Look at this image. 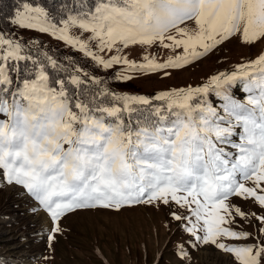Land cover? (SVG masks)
<instances>
[{
	"label": "snow or ice",
	"instance_id": "1",
	"mask_svg": "<svg viewBox=\"0 0 264 264\" xmlns=\"http://www.w3.org/2000/svg\"><path fill=\"white\" fill-rule=\"evenodd\" d=\"M11 23L105 71L120 66L112 79L127 82L133 73L170 77L234 39L264 44V0H78L55 14L22 0ZM39 45L0 31V187H19L38 204L33 211L52 222L50 241L76 210L148 205L169 209L191 237L177 248L182 264H191L188 248L207 245L233 264H264V52L201 85L149 98L116 93ZM154 45L171 54L152 53ZM137 46L141 59H129L126 50ZM21 62L31 65L23 77ZM49 68L68 75L53 80ZM233 199L260 211L249 214ZM252 218L259 242L238 243L252 238L239 221Z\"/></svg>",
	"mask_w": 264,
	"mask_h": 264
},
{
	"label": "rangeland",
	"instance_id": "2",
	"mask_svg": "<svg viewBox=\"0 0 264 264\" xmlns=\"http://www.w3.org/2000/svg\"><path fill=\"white\" fill-rule=\"evenodd\" d=\"M11 30L29 43L38 40L43 45L73 50L47 34L23 30L15 25ZM72 31L74 35H80L79 29ZM92 47L95 48V44ZM150 51L163 58L171 54L156 45ZM261 52H264L262 43L248 46L234 39L200 61L172 70L170 77L133 73L134 78L126 84L135 91L123 92L152 98L162 91L198 86L219 71H232L234 65L256 59ZM143 53L144 49L138 46L126 50L129 59L137 61ZM103 55L108 57L107 53ZM115 70L118 73L121 67L114 66L104 73ZM233 94L237 99L243 96L239 86L233 89ZM210 99L214 106L218 103L214 95ZM231 203L241 206L249 214L260 211L250 201L233 199ZM38 207L34 200L22 194L21 188L0 187V261L15 264H182L176 255L177 248L191 239L178 227V222L170 219L169 209L137 205L120 211L93 208L71 212L61 218L62 232L56 233L50 241L52 222L45 212L33 211ZM45 218L51 224L49 230L43 229ZM239 225L238 230L251 233L252 238L238 243L259 242L256 237L261 225L254 218L251 222L239 221ZM188 251L191 264H233L231 256L211 245L188 248Z\"/></svg>",
	"mask_w": 264,
	"mask_h": 264
},
{
	"label": "trees",
	"instance_id": "3",
	"mask_svg": "<svg viewBox=\"0 0 264 264\" xmlns=\"http://www.w3.org/2000/svg\"><path fill=\"white\" fill-rule=\"evenodd\" d=\"M22 2V0H0V31L4 33H14L16 36V32H12V23L11 19L14 15V11L17 5H19ZM30 2L34 4H42L45 6L49 11L53 14L56 13V10L61 7L63 4H69L75 7L78 0H30ZM87 3L89 6L94 5L95 0H87ZM19 37V36H17ZM22 41H26L25 39L21 38ZM40 47H42L44 50H47L50 55H53L58 59L60 63H63L66 67H68V57H71L73 61L77 62L80 67L84 68L86 71H88L91 75L97 76L101 79H107L108 80V87L116 92V93H122L123 91H135L132 87L129 86V83L127 82H120L117 80L112 79V77L117 73V70L110 71L109 73L105 74L102 71L103 69L98 68L93 61L90 59L87 60L83 55L81 56L74 50L66 51L64 49H58V47H52L48 45L40 44ZM33 52L35 53V48H33ZM30 62H21L20 63V76L23 77L25 75V69L27 67H30ZM50 77H52L53 80H55L57 77L59 78H66L68 75V72H57L53 71L52 69H48ZM68 71L70 72L71 69L69 68ZM13 77H16V74L13 73ZM82 87H92V85H86ZM75 91V89H72ZM127 94V93H126ZM154 103H160L159 101H154ZM134 116L136 114H133ZM0 264H12L10 262H0Z\"/></svg>",
	"mask_w": 264,
	"mask_h": 264
},
{
	"label": "bare ground",
	"instance_id": "4",
	"mask_svg": "<svg viewBox=\"0 0 264 264\" xmlns=\"http://www.w3.org/2000/svg\"><path fill=\"white\" fill-rule=\"evenodd\" d=\"M45 219H46V218H45ZM45 221H46V222H45L44 225H43V229H44V230H49L51 224H50V222H49L47 219H46Z\"/></svg>",
	"mask_w": 264,
	"mask_h": 264
}]
</instances>
